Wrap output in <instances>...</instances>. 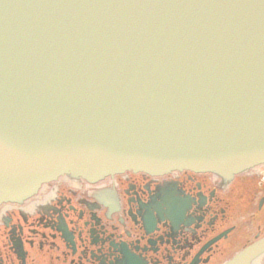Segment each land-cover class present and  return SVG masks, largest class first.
<instances>
[{
    "label": "water",
    "instance_id": "1",
    "mask_svg": "<svg viewBox=\"0 0 264 264\" xmlns=\"http://www.w3.org/2000/svg\"><path fill=\"white\" fill-rule=\"evenodd\" d=\"M261 163L264 0H0V203L64 174Z\"/></svg>",
    "mask_w": 264,
    "mask_h": 264
},
{
    "label": "flooded vegetation",
    "instance_id": "2",
    "mask_svg": "<svg viewBox=\"0 0 264 264\" xmlns=\"http://www.w3.org/2000/svg\"><path fill=\"white\" fill-rule=\"evenodd\" d=\"M262 238L264 163L228 177L64 174L0 204V264H225Z\"/></svg>",
    "mask_w": 264,
    "mask_h": 264
}]
</instances>
